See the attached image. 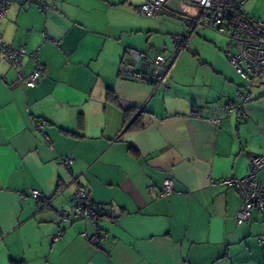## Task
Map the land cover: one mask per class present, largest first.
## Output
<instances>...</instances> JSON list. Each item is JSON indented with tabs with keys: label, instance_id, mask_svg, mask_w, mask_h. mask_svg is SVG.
<instances>
[{
	"label": "crops",
	"instance_id": "crops-1",
	"mask_svg": "<svg viewBox=\"0 0 264 264\" xmlns=\"http://www.w3.org/2000/svg\"><path fill=\"white\" fill-rule=\"evenodd\" d=\"M142 2L45 0L41 10L13 0L0 20L2 40L38 50L41 64L39 83L26 87L0 59V264H264V212L237 224L239 193L211 184L244 176L264 155V75L243 79L228 41L218 47L198 24L168 90L124 78L122 65L139 66L134 53L170 52L197 14L169 0L149 17ZM19 69H32L28 56ZM237 91L246 99L225 114ZM78 186L103 208L96 226L72 213Z\"/></svg>",
	"mask_w": 264,
	"mask_h": 264
},
{
	"label": "built area",
	"instance_id": "built-area-1",
	"mask_svg": "<svg viewBox=\"0 0 264 264\" xmlns=\"http://www.w3.org/2000/svg\"><path fill=\"white\" fill-rule=\"evenodd\" d=\"M13 0H0V20L5 16L8 6ZM36 4L39 9H44L45 0H28ZM169 0H143L137 10L145 16H157L164 10ZM188 6L196 8L197 14L189 19L188 29L185 34L173 36L171 51L158 53L155 56L133 54L138 67L124 64L121 66V75L128 79H137L151 83L163 90L169 89L170 68L189 40L195 27L201 24L204 28L213 30L227 37V59L236 72L246 81L252 82L253 78L264 75V19L256 18L242 11L243 5L248 0H177ZM23 56H28L32 69L24 73L19 69V62ZM0 59L7 62L15 72L16 81L26 87L36 86L41 79V64L38 50L27 52L25 44L15 46L5 43L0 36ZM237 102L227 104L223 108L225 114L239 111L241 102L246 99L240 91L235 94ZM240 114V113H239ZM217 123L219 116L213 117ZM41 126V124H39ZM73 162V157H64L61 163L67 169ZM264 169V155H255L251 158L247 172L242 177H228L211 184H224L233 187L240 195L241 205L236 213L235 220L238 224L248 223L251 211L257 209L264 212V184L261 183L258 173ZM172 193V180L165 177L162 181V194ZM30 195L39 199V190H31ZM72 213L84 220L91 221L95 226L103 208L95 206L88 197L86 189L78 186L71 197ZM69 214L61 212L59 222L68 219ZM62 228L54 236L61 237ZM99 234L96 233L89 240L92 244L99 245ZM264 245V237L258 239Z\"/></svg>",
	"mask_w": 264,
	"mask_h": 264
},
{
	"label": "rangeland",
	"instance_id": "rangeland-1",
	"mask_svg": "<svg viewBox=\"0 0 264 264\" xmlns=\"http://www.w3.org/2000/svg\"><path fill=\"white\" fill-rule=\"evenodd\" d=\"M241 9H242L243 12H245V13L251 15V16H254L256 18L264 19V0H248L243 5V7ZM171 21H173V20L171 19ZM173 23H176V22H173ZM206 30H210V29H206ZM210 31L215 34L214 35V37H215L214 42L217 44V46L221 47V48H225V46L227 44V41H228L227 37L222 35V34H220V33H216L213 30H210ZM197 35L198 36L202 35L200 29H197L193 36L195 37ZM169 47H168V49H169ZM261 176H262V178H261L262 181H264V172H261ZM262 184H264V183H262Z\"/></svg>",
	"mask_w": 264,
	"mask_h": 264
},
{
	"label": "trees",
	"instance_id": "trees-1",
	"mask_svg": "<svg viewBox=\"0 0 264 264\" xmlns=\"http://www.w3.org/2000/svg\"><path fill=\"white\" fill-rule=\"evenodd\" d=\"M138 8V7H137ZM162 13V12H161ZM169 16L173 17V18H178V19H181L182 17L179 16L178 14L176 13H173V12H166ZM110 96V95H109ZM139 115V114H138ZM138 115L136 116V118H134V121L137 119ZM132 125V122L127 126L128 128H132L130 127ZM93 203V202H92ZM94 204V203H93ZM96 206V205H95ZM238 224V223H237ZM11 264H14V263H11Z\"/></svg>",
	"mask_w": 264,
	"mask_h": 264
}]
</instances>
